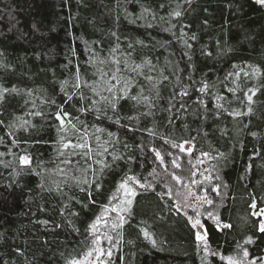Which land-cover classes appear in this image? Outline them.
Returning a JSON list of instances; mask_svg holds the SVG:
<instances>
[{
    "label": "trees",
    "instance_id": "1",
    "mask_svg": "<svg viewBox=\"0 0 264 264\" xmlns=\"http://www.w3.org/2000/svg\"><path fill=\"white\" fill-rule=\"evenodd\" d=\"M141 4L164 20H153L147 15L144 20L129 23V19L140 13ZM161 4L164 8H160ZM115 5L116 0H0V86L20 90L19 94H8L0 102V120L4 121L0 124V153H3L0 155V264H67L74 257L83 259L93 248V236L87 229L104 208L109 209L104 213L108 224L102 223L98 234L105 252L110 249L112 253L111 257H101L104 264H226L220 257L240 256L238 244L248 249L249 259L264 257V233L257 230V221L264 216L252 215L264 209V6L256 0H139V3L132 0L127 4L122 0L121 8ZM124 9L133 16L127 17ZM176 10L181 11V17L169 15ZM147 23L153 27L148 28ZM171 25H175L171 31L164 30ZM181 29L187 35L182 37ZM112 31L121 38L117 57L131 51L137 62L143 57L151 58L157 69L154 75L163 72L169 76L160 89L165 99L171 94L177 75L184 85L190 86L193 98L199 95L194 91L199 84L193 81L206 79L214 84L212 91L230 101L225 103L229 109L246 111L244 91L248 88L258 91L253 97L252 112L238 119L226 114L216 119L213 115L216 101L211 96L205 97L207 119L201 118L204 109L189 102L188 113L176 121L177 125L187 124V129L167 127L165 113L142 116L137 125L140 129L156 125L162 134L174 132L175 137H196L191 156L170 148L160 139L153 140L152 145L159 147L164 155V164L155 160L147 147L143 151L137 147L149 141L143 132H129L107 119L96 120L92 113L81 115L90 134L95 132L92 125L105 129L99 134L102 140L108 139V132L114 133L109 150L114 149L123 157L114 162L111 156L102 157L109 167L103 172L100 191H93L95 203H92L71 179L80 175L76 169L86 166L85 162L75 157L73 165L62 163L66 157L57 151L58 134L51 115L55 106L43 101L63 102L60 82L71 80L77 65L82 74L92 78L94 69L86 65L89 54L85 41L93 48L97 46L92 42L99 41L97 50L102 57H108L116 43L110 35ZM192 35L195 40L190 39ZM186 39L192 44L191 49L185 47ZM138 40L145 46L137 44ZM129 43L133 49H128ZM257 67L261 70L258 76L245 78L241 74L238 81L241 90L236 93L239 99L226 90L225 84L235 87L231 78L224 79L229 72L243 68L251 73ZM79 107L80 103L76 102V108ZM65 110L73 116L80 115L75 108L65 106ZM141 111L147 109L133 108L132 102H128L121 115H137ZM33 112L44 115H31ZM21 121L29 122L27 131L10 127ZM222 130L227 134H222ZM9 132H14V136H9ZM251 132L257 135L253 137ZM13 139L19 144L14 145ZM204 151L210 155L202 156ZM168 152L172 155H167ZM219 153L225 156L219 157ZM24 154L32 159L30 167L20 164L19 156ZM177 157L179 168L172 165ZM76 160L79 165L75 164ZM126 174L135 176L140 183L132 185L137 194L132 198L130 210L122 213L123 226L113 230L112 223L119 221L111 208L123 198L117 187ZM173 174L182 182L177 183ZM209 175H218L220 180H205ZM192 180L199 183L193 184ZM170 182L176 188L183 183L198 185L197 195L213 201L197 208L210 252L206 253L203 243L196 241V229H191L187 219L194 212L185 206L187 201L185 205L178 202L175 189L168 186ZM56 183L61 184L64 194L47 190L55 189ZM215 184L222 185L219 195L211 190ZM73 196L88 206L70 202ZM64 203H70L71 210L79 212L78 217H69L78 232L68 228L59 215ZM252 203H256V209L250 207ZM209 212L218 221L209 218ZM45 219L51 222L47 228L38 223ZM55 223L64 226L51 230ZM223 224L232 227L224 228ZM104 233L112 237L111 242L104 239ZM249 236L253 243L243 244ZM17 249L23 250L24 255H18ZM213 251L218 255H212ZM90 259L93 264H99L94 256Z\"/></svg>",
    "mask_w": 264,
    "mask_h": 264
},
{
    "label": "snow or ice",
    "instance_id": "2",
    "mask_svg": "<svg viewBox=\"0 0 264 264\" xmlns=\"http://www.w3.org/2000/svg\"><path fill=\"white\" fill-rule=\"evenodd\" d=\"M132 0H123L124 4L130 3ZM190 2V0H189ZM139 3V0H137ZM256 3L264 6V0H256ZM116 8L119 9L122 7V0H116ZM141 11L138 15H135L133 18L129 19V23H136L138 20H144L147 15H151L152 19L164 20L163 16L157 17V14L152 11L151 8L145 7L144 5H140ZM160 8H164V5L161 4ZM125 15L127 17H132V13H128L127 9H124ZM170 16L174 18L181 17V11H173L169 13ZM119 16H117V19ZM170 23V22H169ZM148 28L153 27L152 23H147ZM175 25H171V27L164 29L165 31H171V28H174ZM110 35L115 39V45L109 50L108 57H102L97 48L100 47L99 41H93L92 44L96 45V48H93L87 41H85V48L88 52V60L86 61V65L94 71L91 73V79L87 78L86 74H82L79 65L76 67V71L72 74V79H65L60 82V92L63 93L64 100L60 104H56L54 99L43 101L46 104L54 105L55 111L51 113L52 118L54 119L56 131L58 134V139L56 141L58 148L57 151L60 156H65L66 158L62 161L63 164L73 165V158L79 157L81 160L85 162L86 166H78L77 171L80 173L79 176H72L71 179L74 182L75 187L79 189L81 193H84L86 198L95 203L92 200L93 191H100L102 187L103 180V172L105 169L109 167V164L102 159L105 155L111 156L112 161H117L122 159L123 157L117 155L114 151L109 150V146L113 144L112 137L115 135L112 132L107 133L108 139L102 140L101 135L105 132V129L100 128L96 125H92L91 127L95 128V132L89 133V126L85 121L81 120V115L84 114H95L96 120L107 119L112 123L126 128L129 132H143L149 137V141L147 144L141 143L137 147H139L142 151L145 147L148 148L150 152L154 154L155 160L159 161L160 164L165 163L164 155H162L161 149L157 146L152 145V141L155 139H160L163 141L165 145H168L172 149H178L179 152L185 153L189 156L192 155L195 150L196 137H175L173 133H160L156 127H148L144 129H140L137 125L140 122V118L143 117H155L157 113H165L166 116L163 119L166 120L167 127L175 130L177 127H182L183 129H187V124L177 125L176 121L181 120L184 114L188 113L192 101L197 105V108L204 109V113L201 114L202 119H207L208 113V105L205 102L206 96H211L214 98L216 103L214 104L216 119H219L221 115L231 116L233 119H238L243 116L249 115L252 112L251 104L253 103V97L256 95L258 89L248 88L244 91V97L247 101V110L241 111L239 109H229L225 107V103H230L227 101V98L223 95L216 94L212 91L215 88L214 84H210L206 79H201L199 82L193 81V83H198L199 87L194 89L199 95L195 98L192 97L191 92L189 91V85H184L181 81V78L176 76V84L173 86L171 90V94L166 99L161 96V86H164L166 82L169 81V76L164 75L163 72H160L158 75H154L156 73V65L153 63V60L148 57H143L139 62H137L132 57L131 51H129L125 56L117 57L115 53L119 52L121 49L120 36L116 31H112ZM187 35L181 29V36ZM191 40H195V35L190 37ZM137 44L141 46H145L143 41H137ZM185 47L187 49L192 48V44L186 39L183 41ZM128 49H133V44L129 43L127 45ZM207 55H211V53H206ZM185 56H188L189 60H191V56L188 52L184 53ZM71 63V61H70ZM233 68H237L236 65H233ZM261 70L257 68H253L251 73L249 71H245L243 68H240L238 71L229 72L225 76V81H228L231 78V83L235 85V87H229L225 84V88L228 92L232 93L234 97H236V93L240 89V84L238 81L241 79V74L245 78H252L260 75ZM175 75V74H174ZM189 80H192V77H188ZM20 90L16 87L7 88L0 86V102H2L6 95L8 94H19ZM29 95H31V91L29 90ZM239 99V97H236ZM76 102L80 103V107L76 108ZM128 102H132L133 108H146L147 111L138 112L137 115H128L122 116L121 112ZM244 103L243 100L240 101ZM65 106H69L75 108L76 112L80 115L73 116L72 112L66 111ZM31 115L43 116V112H33ZM123 121V122H122ZM4 121L0 120V124H3ZM29 125L28 121H21L18 125L13 124L10 127L14 130L23 129L27 131L28 128L26 126ZM247 127V125H245ZM14 132H9V136H14ZM203 135H207L206 132L202 133ZM222 134L226 135L227 133L222 130ZM251 136L255 137L257 133L251 132L249 133ZM14 145H18L19 141L16 139L12 140ZM124 147H128L127 144ZM259 153L257 152L256 155ZM3 155V153H0ZM167 155L171 156L172 153L168 152ZM201 155L204 157H208L210 155L209 152H201ZM224 153H219V157H224ZM215 158V157H214ZM129 160H132L133 157H128ZM179 157L172 160V165L176 168L180 167V164L177 162ZM19 161L22 166H31L32 159L29 155L24 154L19 156ZM191 162V161H189ZM199 163H203L202 160L198 159ZM76 165H79V160L75 161ZM96 165V167H93ZM251 165H249L250 169ZM61 173H64V169H60ZM195 172H192V175H195ZM173 178L177 181V183H181L182 180L179 176L173 174ZM205 180L211 181L213 179L220 180V177L217 175L215 177L205 176ZM67 181H65L66 183ZM140 181L136 179L133 175H125V177L121 180L117 187V192L123 193V198L120 199L119 204L111 208V212L117 214V219L119 223L113 222L111 227L113 230L120 228L123 226L125 222V217L122 215L123 212H127L130 210V206L132 204V198L137 194L135 188L132 186L134 184H139ZM191 183L197 184L199 183L196 180H192ZM142 186V185H141ZM221 184H215L212 187V191L216 192L219 195V189L221 188ZM226 187V185H223ZM40 187H44L43 184ZM49 192L56 191L57 194H64L63 188L60 183H56L55 189L48 188ZM112 199H116L115 196ZM197 201L212 204L213 201L209 199L207 196H199L195 197ZM75 201L76 203H80L82 207H87L88 205L81 200H77L75 196L70 198V202ZM250 207L253 209L257 208L256 203L250 204ZM43 210V209H41ZM108 208H104V212L101 215H98L96 219L89 225L87 231L93 236L92 245L93 248L84 254L83 259L72 258L67 261V264H93L90 259L93 257L95 253V260L99 262V264H104V261L101 257L107 255L111 257L112 253L109 249L105 252V249L101 246V236L99 233L100 225L103 223L105 226L108 224V219L104 215V213L108 212ZM194 215L188 216V222L190 224L191 229L195 230L198 228H203L204 225L201 223V213L196 207H193ZM59 215L64 218V223L70 228L72 231L78 232L79 229L75 227L73 220L69 219V217H78L79 212L72 211L70 208V203L62 204ZM254 216H264V209H259L256 212H253ZM208 217L218 221V217L213 216L211 212L208 213ZM38 223L44 225L46 228L51 223L49 220H41ZM258 231L264 233V219H260L257 221ZM61 223H55L53 225V229L61 228ZM224 228L232 227L230 224H223ZM217 227H221L219 223H217ZM145 237H148V233L144 232ZM195 239L198 242L203 243L204 251L206 253L210 252L209 246L206 242L205 235L201 234V232L196 231L194 233ZM104 239H107L111 242L112 237L107 233L103 234ZM47 243V241H44ZM154 243V242H153ZM253 243V239L251 236L246 237L243 241V244H251ZM200 247V244H197ZM238 248L241 249V254L238 257L236 256H221V260H225L227 264H257L259 260L260 264H264V257H257L253 259H249V251L243 245L238 244ZM17 254L23 256V250L17 249ZM212 255H218L217 252H211Z\"/></svg>",
    "mask_w": 264,
    "mask_h": 264
},
{
    "label": "rangeland",
    "instance_id": "3",
    "mask_svg": "<svg viewBox=\"0 0 264 264\" xmlns=\"http://www.w3.org/2000/svg\"><path fill=\"white\" fill-rule=\"evenodd\" d=\"M199 164V163H198ZM156 174V173H155ZM154 174V175H155ZM193 185V184H192ZM170 188H173L175 189V197L176 199L178 200V202H182L183 205H185V201H187L186 203V207L190 210L193 211V207H196L198 208L199 207V204H202L203 202H200V201H197L195 199V197L197 196V187H199L198 185H194V186H191L189 185L188 183H183V184H179V187L176 188L171 182L170 184L168 185ZM193 188V191L191 190V188ZM205 204V203H203ZM189 210V211H190ZM196 231H199L201 232V234H204L205 235V231L203 228H198L196 229ZM93 256L95 257V254H93ZM239 258V256H238ZM225 263L227 264V262L225 261ZM257 264H260V262L257 261Z\"/></svg>",
    "mask_w": 264,
    "mask_h": 264
}]
</instances>
